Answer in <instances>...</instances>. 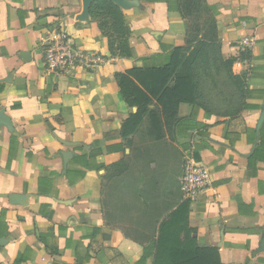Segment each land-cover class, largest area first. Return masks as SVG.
Listing matches in <instances>:
<instances>
[{"label":"crops","instance_id":"0c3cea01","mask_svg":"<svg viewBox=\"0 0 264 264\" xmlns=\"http://www.w3.org/2000/svg\"><path fill=\"white\" fill-rule=\"evenodd\" d=\"M92 1L0 0V264L153 263L152 246L125 238L134 220L112 210L103 188L139 140L121 137L136 109L114 75L168 63L186 24L175 0H110L131 30V57L110 56ZM205 2L217 11V59L196 69L198 97L179 104L166 139L182 165L192 157L210 172L189 206L197 244L223 264H264V0ZM61 28L106 62L48 72L43 49Z\"/></svg>","mask_w":264,"mask_h":264},{"label":"trees","instance_id":"16d2710c","mask_svg":"<svg viewBox=\"0 0 264 264\" xmlns=\"http://www.w3.org/2000/svg\"><path fill=\"white\" fill-rule=\"evenodd\" d=\"M88 11L107 53L130 58L131 30L121 9L110 0H93ZM175 11L186 24L184 46L173 49L168 63L114 75L121 99L136 109L123 123L121 137L129 146L138 134L139 140L126 160L108 168L103 188L112 210L134 220L133 228H122L125 238L153 247L152 264H223L216 248L197 244L190 203L181 199V157L166 139L179 122V104H193L198 97L196 69L206 71L217 59V11L205 0H175Z\"/></svg>","mask_w":264,"mask_h":264},{"label":"built area","instance_id":"2783aa9c","mask_svg":"<svg viewBox=\"0 0 264 264\" xmlns=\"http://www.w3.org/2000/svg\"><path fill=\"white\" fill-rule=\"evenodd\" d=\"M248 40H243L242 45ZM106 62L105 58L91 51L74 47L61 28L43 49V64L48 72L62 76L76 69L93 71ZM210 183V172L201 162L187 157L183 161L180 177L182 201L193 203Z\"/></svg>","mask_w":264,"mask_h":264},{"label":"water","instance_id":"95a60500","mask_svg":"<svg viewBox=\"0 0 264 264\" xmlns=\"http://www.w3.org/2000/svg\"><path fill=\"white\" fill-rule=\"evenodd\" d=\"M25 57V56H24ZM263 116H264V113H263Z\"/></svg>","mask_w":264,"mask_h":264}]
</instances>
